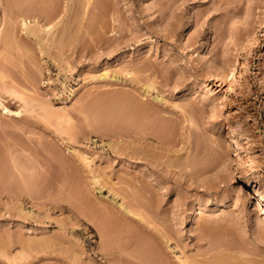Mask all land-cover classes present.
<instances>
[{
    "label": "rangeland",
    "instance_id": "374dc122",
    "mask_svg": "<svg viewBox=\"0 0 264 264\" xmlns=\"http://www.w3.org/2000/svg\"><path fill=\"white\" fill-rule=\"evenodd\" d=\"M10 1L0 0V19ZM45 1L27 2L50 11ZM88 1L53 4L59 24L48 36L59 47L49 42L46 50L19 19L16 35L35 59L15 48L13 60L0 58L10 61L0 71L15 81L14 89L0 86L12 110L0 108V264H107L110 256L122 264H183L185 254L192 264L263 262L264 215L255 201L260 193L264 206V0ZM23 3L15 12L28 9ZM19 93L38 95L46 107L25 108ZM177 102L200 107L204 135L224 149L221 164L209 163L201 179L182 167ZM87 106L113 119L95 120ZM231 128L246 176L227 147ZM74 150L89 154L93 173ZM120 204L136 214L125 217ZM193 208L196 223L188 220ZM102 229L114 233L113 248ZM120 242L136 243V251H119Z\"/></svg>",
    "mask_w": 264,
    "mask_h": 264
},
{
    "label": "bare ground",
    "instance_id": "6f19581e",
    "mask_svg": "<svg viewBox=\"0 0 264 264\" xmlns=\"http://www.w3.org/2000/svg\"><path fill=\"white\" fill-rule=\"evenodd\" d=\"M10 1V0H9ZM13 2L15 1V0H12ZM24 1H26V3L28 4V5H26V3H23V4H25V6H27L28 7V9H27V7L26 8H24V9H27V10H25L24 12H23V10H20L22 7L21 6H17L18 8H20V9H18L19 11H17V12H15V5H18L17 3L18 2H20V0L17 2H8V7H6V5L4 6V14H3V16H2V19H0V58H2L3 56H5L6 57V55L5 54H9V57H11L12 58V56H10L11 54L10 53H8V50H10V49H13L14 50V48H15V50L17 51V53H19L18 51H20V53L22 52V53H24L25 55L28 53L29 55H27L28 57L30 56L31 58H30V61L32 60V58H33V60H32V62L34 61V57L32 56L33 55V52H31V50H32V48L31 47H29L28 45H26L24 42V45L27 47H29V48H31V49H28L27 50V48H24L25 46L24 45H22L23 43H21L18 39H20V38H18V37H21V36H18L17 37V35H18V33L16 32V30L15 29H19V28H15L16 27V25L15 24H18L17 22H18V20L20 19L21 20V25L22 26H24V28L22 29V30H24V31H26V33L28 34V36L30 37V36H32V37H34L35 39H36V42L38 43V44H42V46L45 44V45H47V43H49L48 45H50V44H52L55 40H53L54 39V37L53 36H55V30L56 29H54L55 28V26L57 25V24H59V22H58V20L56 19V17L58 16V15H56V14H54L55 13V8H54V6H53V4L56 2V0H46L50 5H51V9H50V11H44V10H41L40 9V11L38 12L35 8H34V6H33V4H31V5H29V3L27 2V1H29V0H24ZM45 1V0H44ZM45 1V2H46ZM82 1V0H81ZM85 2H86V0H84ZM92 1V0H91ZM91 1H88L89 3L88 4H90L91 3ZM174 1V0H173ZM44 2V3H45ZM47 2H46V4H47ZM72 2V0H67V4L69 5V6H71V3ZM4 3H6L7 4V2H4ZM11 3V4H10ZM43 4V3H42ZM56 4V3H55ZM54 4V5H55ZM80 4H82V2H80ZM85 4V3H84ZM87 4V5H88ZM48 5V4H47ZM67 5V6H68ZM73 5V4H72ZM86 5V4H85ZM22 6H24V5H22ZM68 6V7H69ZM84 5H82V7H83ZM89 6V5H88ZM33 7V8H32ZM3 8V7H2ZM66 8V7H65ZM85 8V7H84ZM49 9V8H48ZM2 10V11H3ZM67 10H69V9H67ZM71 10H69V12H70ZM51 15V16H50ZM56 16V17H55ZM8 17H10L9 18V20L8 21H6L7 19H8ZM58 18V17H57ZM34 19V20H33ZM32 20L33 21H35V23H32ZM18 26V25H17ZM21 26V27H22ZM54 29V30H53ZM248 31V30H247ZM246 31V33H244V37H247V39L246 40H248V41H250L251 39H253L254 37H252L253 35L252 34H249L251 31H248L247 32ZM18 32H19V30H18ZM51 32H55L54 34H50ZM17 34V35H16ZM25 34V33H24ZM48 34H50L49 36L50 37H52L53 39H51L49 36H48ZM46 36L47 37H49V38H46ZM22 38V37H21ZM31 38V37H30ZM34 38H31V39H34ZM55 39H57V38H55ZM51 40H52V42H51ZM23 41V40H22ZM35 41V40H34ZM46 41V42H45ZM60 40H58L57 39V44L54 42L53 44H55L54 46H57V47H59L60 45L58 44V42H59ZM21 43V44H20ZM36 43V44H37ZM60 44H61V42H59ZM48 45L47 46H45V49L46 50H48L49 48H48ZM59 45V46H58ZM22 46V47H21ZM41 46V45H40ZM39 46V47H40ZM41 46V47H42ZM51 47L53 46V45H50ZM49 46V47H50ZM48 49H47V48ZM25 49V50H23V49ZM209 48V45H208V41L207 40H204L203 41V43H202V48H201V50L203 51V53H207V49ZM20 49V50H19ZM45 49L44 48H41L40 49V51L41 50H43V51H45ZM52 50H53V48H51ZM24 51V52H23ZM10 52V51H9ZM12 52V51H11ZM44 53V52H43ZM49 53H50V51H49ZM45 54V53H44ZM48 54V53H47ZM27 56H25L24 58L26 59L27 58ZM20 57H22L23 58V56H20ZM4 59H6V58H4ZM4 59H1V61L3 62V60ZM9 60V59H8ZM11 60H13V58L11 59ZM17 60H20V59H17ZM27 60V59H26ZM29 60V59H28ZM0 61V62H1ZM25 61V60H24ZM23 61V64L25 65V64H27L28 66H29V62L28 61H25L24 62ZM6 62V64H7V62L8 61H5ZM10 62V61H9ZM8 62V63H9ZM28 62V63H27ZM69 62V61H68ZM235 61H232V64H231V69H232V71H234V76H235V74L238 72V65L236 64V63H234ZM22 63V61L20 62V64ZM31 63V62H30ZM5 64V65H6ZM18 64H19V62H18ZM20 64H19V66H20ZM22 64V65H23ZM31 64H33V63H31ZM67 64V63H66ZM3 65H4V62H3ZM4 65V66H5ZM21 65V66H22ZM36 65V64H35ZM0 66H1V64H0ZM20 66V67H21ZM6 67H7V65H6ZM6 67H5V69H6ZM0 68H2V67H0ZM22 68V67H21ZM3 69V68H2ZM4 69V70H5ZM25 69V68H24ZM262 69H264V68H262ZM6 71V70H5ZM8 71V70H7ZM6 71V72H7ZM227 71L228 70H226V69H223L222 70V77H221V79H224L225 77H226V73H227ZM262 71V70H261ZM6 72H4V73H6ZM9 72V71H8ZM3 73V70H1L0 71V86L1 87H4L6 90H10V88H12L13 87V85H14V80H13V78H10L9 76H10V74L8 75L7 73L6 74H4ZM25 73H27L26 72V70H25ZM261 73H263L262 75V77H261V79H260V81L262 82V87H264V70L261 72ZM101 76V75H100ZM100 76H98V77H100ZM102 76H104V75H102ZM27 77V76H26ZM28 78V77H27ZM211 80H216V79H214V78H211ZM16 84H17V81H16ZM15 84V85H16ZM147 84V83H146ZM145 84V88H146V90H150L152 87H154L153 86V84H147L146 85ZM261 84V83H260ZM4 88H0L1 90H4ZM15 88V87H14ZM14 88H12V89H14ZM146 90H145V93H146ZM3 93V91H0V108H1V110L3 111V112H10V111H12L11 109H9L8 108V106H7V104H6V99L4 98V96L5 95H3L2 93ZM20 95L19 96H21V98L23 97V98H27L26 100L24 99V102H26V105H25V108H28L27 106H29V105H33V106H31V108H34L35 106H40V107H46V100H42V98H39V96L38 95H36V96H23L21 93H19ZM148 95V94H147ZM30 98V99H29ZM97 102H99V100H97L96 101V103ZM178 103V102H177ZM173 104V106L175 107V108H178V109H180V111H181V114H182V119H183V123L184 124H182L183 125V133H182V135H183V143H184V148H185V156H184V161L182 162V165H183V163H184V165L182 166L183 168H185V170L186 171H188L189 173H190V175L192 176V177H197L198 179H201V178H203V176H204V174H205V172H206V168H208V166H209V163H211V162H213V161H215V160H221V158L223 157V154L224 153H222V152H224V149H222L223 151H221V145L219 144V143H217L216 144V142L215 141H212L211 139H213V138H208V136L210 137V135H212V134H210V135H204V132H206V131H204V127H203V122L201 121V108L200 107H197V106H195L194 105V103H187V104H185V105H182V104H180V103H178V104ZM95 104V103H94ZM98 104V103H97ZM24 105V104H23ZM90 105V104H89ZM92 105V108H93V104H91ZM22 107H24V106H22ZM30 107V106H29ZM88 107V106H87ZM86 107V109H88L89 108V110H91L92 111V109H90L91 107L89 106L88 108ZM100 108V107H99ZM99 108L98 109H96V110H99ZM101 108H102V106H101ZM103 109H104V107H103ZM26 110V109H25ZM88 110V111H89ZM17 111V110H16ZM23 111H24V109H23ZM27 111V110H26ZM22 111L21 110H18L16 113H18V114H20ZM93 112V111H92ZM92 112H91V114H92ZM103 110L100 112L99 111V113L100 114H102V115H100V114H98V111H97V113L95 112H93L94 114H96L97 116L95 117V120H105V119H107L106 117H111V115H107L105 118L103 117ZM105 113H106V110H105ZM84 115H85V117H88V116H90L89 114H87V112H85L84 113ZM98 115H100V117L98 116ZM113 115H115L114 113H113ZM92 116H93V114H92ZM64 117V115H61V117H60V119L61 118H63ZM91 117V116H90ZM102 117V118H101ZM93 117H91V119H92ZM116 118V117H115ZM111 119H113V117H111L109 120L111 121ZM69 120H70V118H69ZM106 121V120H105ZM108 121V120H107ZM107 121L105 122V123H107ZM92 122H93V120H92ZM134 124H137V121H136V123L135 122H133ZM137 127H139V126H137ZM229 133V136H228V139L226 140V143H227V147H229V151H230V153H231V155H234V153L236 154V158H232V160H233V163H234V165L236 166V168L237 169H240V171H241V173H242V175L243 176H246V175H248V174H250V172H249V170L248 169H245L244 167H243V163L240 161V157L238 156L239 154H238V149H237V139H235V136H234V134H235V130L233 129V128H231L230 129V131L228 132ZM207 136V137H206ZM216 144V145H215ZM76 150H74V152H75ZM226 154V153H225ZM76 155H77V157H78V159L80 160V162L81 163H83V165H85V166H87V167H89L88 168V170H90L89 172H91V173H93L94 172V170H93V167H92V159L90 158V156H89V154L87 153V152H85V151H76ZM225 156V155H224ZM238 156V157H237ZM240 158V159H239ZM78 160V161H79ZM222 161V160H221ZM220 162V161H219ZM219 164H221V162L219 163ZM86 167V168H87ZM66 179V178H65ZM92 181L94 182V183H98L99 181H100V179H97V176L96 175H94L93 177H92ZM222 181V180H221ZM66 182V181H65ZM256 193V192H255ZM256 195V194H255ZM260 193H258L257 194V196H258V199L255 201V205H256V207L255 208H257V210H259V209H261V214H263L264 215V206L262 205V203H261V201H260ZM142 205V204H141ZM122 209H121V211L125 214L124 216L126 217V216H132V215H135L136 214V211L135 210H133L132 209V207L131 206H126V205H123V204H120L119 205ZM143 206V205H142ZM106 211V210H105ZM260 211V210H259ZM107 213V215H109L108 213H110V212H106ZM199 213H200V210L198 209V208H193L192 209V211L190 212V214H189V216H188V220L190 221V222H192V223H196V221H197V218H198V216H199ZM141 214H142V212H141ZM110 215H111V213H110ZM145 215L146 214H144L143 213V215H141V218L143 219V220H146V219H148V215H146L147 217H145ZM143 216V217H142ZM150 219V218H149ZM147 222V221H146ZM102 226V225H101ZM99 227V226H98ZM101 228V227H100ZM99 228V230H100V232H101V229ZM102 228H104L105 229V226L104 227H102ZM106 229H107V227H106ZM103 230V229H102ZM108 231V232H107ZM111 231L110 230H105V232H104V230L102 231V234H101V238L105 241H109L110 239H111V237H110V235L112 236V234H113V236H114V233H110ZM263 233H264V229H263ZM162 234H164V233H162ZM165 235V234H164ZM164 235H163V237H164ZM122 237V236H121ZM115 238V237H114ZM113 238V239H114ZM118 238H120L119 236H118ZM117 238V239H118ZM165 238H166V241L168 242L169 240H170V238L169 237H167L166 235H165ZM121 239V238H120ZM130 239V238H129ZM104 241H103V244H104ZM112 239H111V241H109L108 242V244L107 245H109L110 243H112ZM118 241V240H117ZM123 241V240H122ZM129 241V240H128ZM128 241H126V242H128ZM131 242V241H130ZM263 242H264V240H263ZM120 243H122V242H120ZM123 243H124V241H123ZM122 243V244H123ZM114 244L115 243H113V246H114ZM126 244V243H125ZM136 244V243H135ZM134 244V242H133V244L131 245L133 248H134V246L133 245H135ZM138 244V243H137ZM119 245H121V244H119ZM119 245H118V247H119ZM140 245V244H139ZM113 246L111 247V244H110V246L109 247H111V248H113ZM116 246H117V243H116ZM115 246V248H117ZM125 246H129V245H122V247H119V248H117L119 251L120 250H124L125 249ZM131 246H129V247H131ZM136 246V245H135ZM138 246V245H137ZM141 246V245H140ZM105 247H106V250L105 251H108V247L107 246H104V249H105ZM124 247V248H123ZM128 247V248H129ZM126 249V250H129V249ZM133 248H132V250H130V252H132L133 251ZM135 248H137V247H135ZM134 248V251H136V249ZM209 248V249H208ZM207 249L209 250V251H211V250H213V249H211L210 250V248H212V247H208ZM214 249H215V247H214ZM217 249V248H216ZM103 250V249H102ZM109 250H110V248H109ZM113 250H116V249H113ZM117 250V251H118ZM126 250H124V251H126ZM138 250H141L140 248H138ZM137 250V251H138ZM204 250H206V249H204ZM262 250L264 251V246L262 247ZM71 251V250H70ZM104 251V250H103ZM73 252H74V250H73ZM73 252H71V253H73ZM78 252V251H77ZM77 252H74V253H76V254H78L77 256H79V253H77ZM81 252V251H80ZM115 252V251H114ZM140 252H142V251H140ZM213 252H214V250H213ZM109 253H111V252H109ZM198 253H200V252H198ZM197 253V254H198ZM202 253H203V251H202ZM201 253V254H202ZM204 253H207V252H204ZM209 253V252H208ZM207 253V254H208ZM103 254V253H102ZM114 255H115V253H113ZM112 254V255H113ZM122 254V253H121ZM146 254V253H145ZM145 254H143V255H145ZM69 255V254H68ZM73 255H75V254H73ZM81 256H82V252H81V254H80ZM118 255V254H117ZM123 256L125 255V254H122ZM137 255V254H136ZM140 255H142V254H140ZM140 255H138V256H140ZM142 255V256H143ZM188 254H185V258L182 260V263L183 264H189V263H191L190 262V258H189V256H187ZM209 255V254H208ZM217 255V254H216ZM215 255V256H216ZM134 256V254H132L130 257L132 258ZM141 256V257H142ZM146 256V255H145ZM144 256V257H145ZM214 256V255H213ZM69 257V256H68ZM76 257V256H75ZM75 257H73L72 256V258L71 259H74ZM106 259H107V257L106 256H104ZM136 257V256H135ZM146 257H148V256H146ZM208 257H210V256H208ZM263 257V256H262ZM262 257H260L261 259V261H263L264 262V259L262 260ZM70 258H68L69 260H71ZM77 258V257H76ZM79 259H81V257H78ZM113 258V257H112ZM118 258H119V256H118ZM118 258L116 259V260H114V258L113 259H111V256L108 258V263L107 264H122V263H120V262H122V261H120V259H119V261H117L118 260ZM121 258H122V256H121ZM195 258V257H194ZM193 258V259H194ZM205 258H207V257H205ZM204 258V259H205ZM213 258H215V257H213ZM217 258H220V257H217ZM217 258L216 259H213L212 260V262L213 261H216L217 260ZM133 259V258H132ZM136 259H138L137 257H136ZM139 259H141V260H139L140 262H141V264H142V258H139ZM149 259V258H148ZM192 259V260H193ZM77 260V262H79V260L78 259H76ZM75 260V261H76ZM83 260V259H82ZM131 260V259H130ZM156 261L158 260V258H156L155 259ZM154 260V261H155ZM199 260H200V258H199ZM210 260V259H209ZM220 260H222V259H220ZM257 260V259H256ZM259 260V259H258ZM72 261V263H77V262H74L73 260H71ZM71 261H69V262H71ZM131 261H133V260H131ZM137 261V260H136ZM151 261H152V259H151ZM163 261V260H162ZM203 261V260H202ZM204 261H206V259L204 260ZM203 261V262H204ZM211 261V260H210ZM208 262V261H206V264H207V262L210 264L211 262ZM84 262V261H83ZM81 263V262H79V263H81V264H85V263ZM90 262H91V264H93L92 263V261H89L88 263H86V264H90ZM129 262V261H128ZM147 262V261H146ZM217 262V261H216ZM222 262H223V260H222ZM221 262V263H222ZM255 262V261H254ZM257 262V261H256ZM259 262V261H258ZM263 262H261L262 264H264ZM126 263V262H125ZM124 263V264H125ZM135 264H136V262H134ZM145 263V262H144ZM143 263V264H144ZM149 262H147V264H148ZM192 263H194L193 261H192ZM191 263V264H192ZM215 263V262H214ZM220 263V264H221ZM261 263H259V264H261ZM71 264V263H70ZM78 264V263H77ZM129 264V263H128ZM130 264H132L131 262H130ZM138 264H140V263H138ZM150 264V263H149ZM152 264V263H151ZM163 264H164V262H163ZM212 264V263H211Z\"/></svg>",
    "mask_w": 264,
    "mask_h": 264
}]
</instances>
